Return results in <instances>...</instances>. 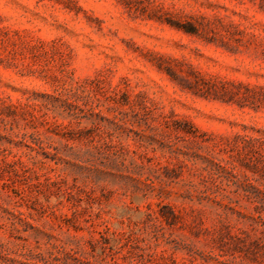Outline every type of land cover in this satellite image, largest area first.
Segmentation results:
<instances>
[{
	"label": "rangeland",
	"instance_id": "rangeland-1",
	"mask_svg": "<svg viewBox=\"0 0 264 264\" xmlns=\"http://www.w3.org/2000/svg\"><path fill=\"white\" fill-rule=\"evenodd\" d=\"M0 264H264V0H0Z\"/></svg>",
	"mask_w": 264,
	"mask_h": 264
}]
</instances>
